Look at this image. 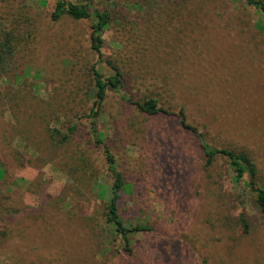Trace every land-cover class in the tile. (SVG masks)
Returning <instances> with one entry per match:
<instances>
[{
    "label": "rangeland",
    "instance_id": "1",
    "mask_svg": "<svg viewBox=\"0 0 264 264\" xmlns=\"http://www.w3.org/2000/svg\"><path fill=\"white\" fill-rule=\"evenodd\" d=\"M17 1L35 39L0 79V264L263 262L264 217L247 176L235 182L220 155L206 169L177 118H150L109 91L97 128L130 185L124 218L153 228L135 235L132 254L123 251L104 226L112 179L84 117L92 65L109 75L104 58L120 55L128 93L154 92L162 106L183 108L214 147L247 151L264 185L263 16L244 0H159L149 21L144 0H80L112 14L99 57L89 20H50L55 0H0V26ZM73 123L72 139L61 143L45 127L61 136Z\"/></svg>",
    "mask_w": 264,
    "mask_h": 264
},
{
    "label": "trees",
    "instance_id": "2",
    "mask_svg": "<svg viewBox=\"0 0 264 264\" xmlns=\"http://www.w3.org/2000/svg\"><path fill=\"white\" fill-rule=\"evenodd\" d=\"M5 1V0H1ZM145 11L149 16V21L152 20V11L160 9L159 0H144ZM139 3L138 1H136ZM247 6L253 7L264 18V0H244ZM15 3L8 4V10L6 15L2 18L4 24L0 26V79L4 76L7 69L11 67L14 60L20 57L21 50H27L29 43L33 45L35 39V27L33 25L32 17L29 16L23 10V4L16 2L15 9L13 6ZM178 10H183L177 8ZM49 18L53 22H58L64 19H70L72 21L89 20V48L99 57H102L101 47L103 45L102 33L108 29L112 23V14L109 9H99L91 4V2H84L80 0H55L52 10L49 13ZM264 30V24H257ZM105 63L110 68L109 75H104L102 71L96 67L94 63L92 65V104L89 108V112L84 116L89 119V128L92 133V139L97 146H101L103 149V155L107 164V170L111 175V183L107 192H109L108 198L104 200V223L109 232L116 234L122 241V250L128 255L132 254L134 249L132 246V239L138 233H144L152 231V226L142 223L140 220L131 222L129 218H124V210L122 207V199L125 195L129 183L125 180L122 172L118 170L116 160L109 146L104 143L101 133L97 128V118L100 114L102 105L104 104L109 91L117 94L121 100L129 105L135 106L136 109L142 114L156 118L159 116H174L178 120L179 127L192 135H194L198 141L199 147L204 157V167L208 169L217 155L223 156L227 160L230 170L233 174V180L239 182L244 176H247L248 180L246 185L250 191L254 194V202L257 209L264 217V185H262L258 179V168L256 162L252 156L243 149H234L226 147H214L205 139V134L199 131L196 126L187 122L186 114L183 108L174 112L169 108L162 106L160 97L154 92H149L143 97L134 98L127 92L124 86L125 64H123L120 55L107 56L104 58ZM135 69H142V65L133 62ZM18 108V107H17ZM46 130L50 133V136L55 137L58 135V141L67 142L72 139L71 134L77 127L76 123L71 124L67 128V131L60 136L58 130L49 128L45 125ZM208 178L213 183L218 184L217 180L212 175H208ZM83 185L86 188H90V180L88 176H84ZM130 186V185H129ZM222 196V195H220ZM129 216V215H128ZM134 218V216H132ZM138 219V217H136ZM238 221L241 226L244 227L243 233H248V223L240 215ZM259 264H264L260 262Z\"/></svg>",
    "mask_w": 264,
    "mask_h": 264
}]
</instances>
